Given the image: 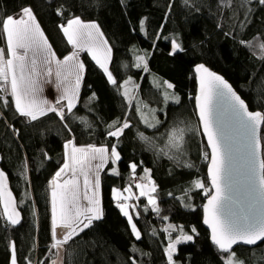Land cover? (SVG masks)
<instances>
[{
    "label": "trees",
    "instance_id": "1",
    "mask_svg": "<svg viewBox=\"0 0 264 264\" xmlns=\"http://www.w3.org/2000/svg\"><path fill=\"white\" fill-rule=\"evenodd\" d=\"M170 2L173 7L165 16ZM21 3L32 6L42 30L61 59L70 52V45L58 25L70 15L79 16L84 22L97 23L112 49L108 67L117 84L131 77L132 82L139 85L135 89V100L147 105L143 109L145 113L155 109L161 124L147 128L141 123L135 100L131 103L125 100L120 94L122 89L118 90L117 85L107 81L103 70L86 52L79 58L85 65L79 102L73 114H66L71 133L54 113L28 121L15 111L11 97L6 96L9 106L0 102V169L9 177L8 190L21 219L18 225L7 224L0 205V264H10L13 243L17 264H52L56 258L57 250L51 249L49 180L62 165L63 145L68 139L77 146L110 147L115 143L122 159L117 163L119 175L110 174L114 167L110 163L100 173L103 218L94 221L89 229L63 247L61 264H131L129 257L135 259L136 264H166L164 247L168 234L162 229L168 223L183 226L185 231L195 227L198 232L192 249L174 256L178 264H220L209 233L202 226V206L207 194L192 188L196 179L208 186V158H205L208 149L194 107L196 78L193 67L205 64L214 69L231 83L251 111L264 112V102L257 101V88L264 87V60L258 58L260 49L256 46L264 41V5L258 0L244 6L241 0H232L230 7H221L218 0H194L190 7H185L183 0H0V11L11 14ZM61 4L67 8L63 17L55 13ZM141 19H145L143 31L139 25ZM157 32L159 39L155 36ZM172 39H178L183 51L169 54ZM241 40L252 41L253 46L247 47ZM0 48H6L2 37ZM138 55H145L148 72L135 67ZM165 80L173 84L168 91L179 97L178 104H166L163 86L161 89L154 87V82L162 84ZM93 93L96 98L90 102ZM78 117L86 118L91 127ZM117 118H127L132 125L119 141L106 135L108 125ZM177 124L190 129L185 134L184 154L180 159L190 163L191 168L158 154L136 135L138 131L144 132L156 145L163 147L166 141L163 134ZM261 137L264 138V125ZM45 152L50 159L44 158ZM262 153L264 159V139ZM130 162L138 165L137 178L144 175L145 168L150 170L157 188L154 195L161 209L160 215L152 212L145 197L137 195L139 199L130 200L134 206L130 214L141 232L140 240L132 235L127 217L112 198L113 188L123 190L129 185L135 186L128 167ZM25 163L26 178L23 175ZM185 201L191 207H186ZM163 216L168 220H163ZM134 248L139 251H133ZM234 251L245 264H264V244L255 248L239 246Z\"/></svg>",
    "mask_w": 264,
    "mask_h": 264
},
{
    "label": "snow or ice",
    "instance_id": "2",
    "mask_svg": "<svg viewBox=\"0 0 264 264\" xmlns=\"http://www.w3.org/2000/svg\"><path fill=\"white\" fill-rule=\"evenodd\" d=\"M123 2V0H122ZM194 0H183L185 7L193 5ZM221 7H230L232 0H218ZM252 0H241V6L250 4ZM264 5V0H258ZM173 7L170 2L167 5V16ZM199 10V9H197ZM67 8L61 4L55 10L57 16L63 17ZM250 12L251 9L249 8ZM247 15V13H246ZM141 31L144 30L145 19L139 21ZM244 26L243 24L241 25ZM163 25L161 26V28ZM72 51L58 58L52 45L49 43L42 30L34 10L30 4L21 3L18 10L11 14L0 11V37L6 43V48H0V102L9 106L10 102L6 96L11 97L15 111L28 121H37L49 113H54L69 133L72 129L66 123V114H73V109L79 102V89L83 81L85 65L79 59L81 52H86L93 61L101 68L112 85H117L118 90L123 89L120 94L129 103L135 99L131 93L139 88L132 85L129 77L121 84H117L108 63L111 61L112 49L104 39L103 33L95 22H84L79 16L70 15L65 22L58 25ZM156 39L160 33H155ZM170 55L183 51L182 44L178 39H172ZM241 44L252 47V41H243ZM260 49L258 58L264 60V41L256 45ZM135 67L142 68L148 72L145 55L136 57ZM196 79L198 81V92L195 96L196 108L198 110L199 123L202 126L203 135L207 138L208 147L211 149L210 163L208 165V179L214 191L209 192L205 183L199 179L193 180L192 188L201 189L207 194V203L203 205V223L211 229V243L217 250L220 264H245L234 251V246H257L264 244V160L260 159L262 137H258V130L264 124V113L251 111L248 103L241 98L233 87L219 74L211 71L204 64L196 65ZM55 83L59 95L54 101L43 96V84ZM163 86V100L179 103V97L168 91L174 86L168 81L154 82V87L161 89ZM95 93L89 97L94 100ZM257 101L264 102V87L257 88ZM223 105L226 109L227 119L234 126L243 150L242 172L245 178L246 188V211L236 214L226 211L229 193L232 190L230 171L233 163V147L229 143L228 124L219 119V107ZM146 104L137 101L136 112L140 115L141 123L147 128H156L161 121L156 118V110L149 109L151 119L148 118L143 109ZM162 111V110H161ZM83 124L91 125L86 118L78 117ZM132 127L127 118L114 119L108 125L106 135L117 141ZM190 129L180 127L179 124L170 127L165 134L166 141L163 147L156 145L153 138L144 132H137V138L151 145L158 154L174 160L178 165L191 168L192 165L182 161L180 157L184 154L185 134ZM62 165L49 180L51 188V249H63L70 241L77 239L81 233L89 229L94 221L103 218L101 208V180L100 173L107 164L117 165L122 157L118 151L117 144L109 146H96L88 144L77 146L72 139L65 141ZM45 159H50L45 152ZM205 158L208 156L206 154ZM132 180H135V188L139 191V197L147 198L148 206L152 212L160 215L161 209L154 195L157 188L151 179L150 170L145 168L144 175L135 176L137 163L130 162L128 165ZM110 174L119 175L116 167L110 169ZM23 175L27 177V164ZM83 177V196L81 198V180ZM147 181L144 183L143 181ZM9 177L5 171L0 170V205L3 206V217L11 226L20 223V213L17 211L11 191L8 190ZM124 193H129L125 196ZM171 195V194H170ZM112 196L117 201L116 206L123 216L127 217L131 233L136 240L141 239V232L133 222L129 209L134 206L127 203L132 199L131 186L125 187L123 191L113 188ZM187 196V190L185 191ZM139 197H136L139 199ZM86 202V203H85ZM186 207H191L185 201ZM167 221L168 217L163 216ZM168 234V242L164 247L166 264H178L174 256L178 253V245L194 243L198 232L195 227L185 231L183 226L168 223L163 229ZM173 233H176L173 236ZM155 230L153 235H155ZM10 264H17L15 244L10 245ZM139 251V249H132ZM147 255V254H145ZM253 255H256L253 252ZM131 264L136 260L129 257ZM52 264H56L52 261Z\"/></svg>",
    "mask_w": 264,
    "mask_h": 264
},
{
    "label": "water",
    "instance_id": "3",
    "mask_svg": "<svg viewBox=\"0 0 264 264\" xmlns=\"http://www.w3.org/2000/svg\"><path fill=\"white\" fill-rule=\"evenodd\" d=\"M197 65H199V64H197ZM205 66L208 67L211 71L217 73L214 69L210 68L209 66H207V65H205ZM195 67H196V65L193 67V74H194V76L196 78ZM217 74H219V73H217ZM219 75H221V74H219ZM227 82L231 85V83L229 81H227ZM233 89H234V91H236V89L234 87H233ZM197 92H198V81L196 79V93H195V96L197 95ZM237 94H239V93L237 92ZM195 96H194V107H195L196 117H197V120H198V123H199V116H198V110L196 108ZM262 113H264V112H262ZM219 119H220V121L222 123L228 124L229 143L233 147V163H232V167H231V171H230V180H231V184H232V190L229 193L231 199L228 202L226 211L232 212V213H236V214L239 215L243 211H246V196H245L246 183H245V178L241 174V172H242V163H243V160H242L243 150H242V148H241V146L239 144V141H238V138H237L238 134L236 133L234 126L227 119L226 109H225V107L223 105H221L219 107ZM263 125L264 124H262L261 125V129L258 130V133H257L258 137H261V130L263 128ZM199 128H200V132H201V134H202V136H203V138H204V140L206 142L208 153H209L208 164H207V179H208V165L210 163L211 149L208 147L207 138L203 135L202 126L200 125V123H199ZM260 159L264 160L263 159V153H262V147H261V152H260ZM208 183H209V187H210L211 192L214 191L212 189V187H211V183H210L209 179H208ZM206 203H207V198H206L204 204H206ZM202 213H203V206H202ZM203 219H204V213H203V217H202V226L208 231L209 239H210L211 229H209L208 226L203 223ZM210 242H211V239H210ZM259 245H261V244H258L257 246H259ZM239 246L246 247V248H255V247H257V246H245V245L241 244V245H238V246H234V249L239 247Z\"/></svg>",
    "mask_w": 264,
    "mask_h": 264
},
{
    "label": "rangeland",
    "instance_id": "4",
    "mask_svg": "<svg viewBox=\"0 0 264 264\" xmlns=\"http://www.w3.org/2000/svg\"><path fill=\"white\" fill-rule=\"evenodd\" d=\"M49 43L51 44V42L49 41ZM109 47V46H108ZM69 49H70V52L72 51V48L71 46H69ZM69 52V53H70ZM68 53V54H69ZM68 54H64V55H68ZM82 54V52L79 54V58H80V55ZM109 64V63H108ZM128 80V79H127ZM133 85H135L133 82H132V85H129V87H133ZM81 87V86H80ZM43 96L47 99H49L50 101H54L57 96L59 95V91L57 90L56 86H55V83H45L43 84ZM123 91V89H122ZM132 96H135V90L131 93ZM135 99H133L132 101H134ZM137 101H141V100H135L136 104H137ZM142 102V101H141ZM148 114V118H151V114L149 113V110L146 112ZM114 167L117 168V165H114ZM118 170V168H117ZM81 180V189H82V186H83V177L80 178ZM136 182V181H135ZM144 183H147V181H143ZM131 186V192H132V196L134 199L137 195L139 196V191L135 188L134 185H129ZM127 186V187H129ZM208 186H209V183H208ZM208 190L210 189V187H208ZM83 191L84 190H81V198L83 196ZM125 196L129 195V193H124ZM131 200V199H130ZM130 200L127 201V203L129 205H131L130 203ZM130 211V209H129ZM193 247V243H188V244H181V245H178L177 248H178V252H189ZM60 251V255H57L56 254V258L53 259L52 261H55L56 264H61V261H62V249L59 250ZM57 253V252H56Z\"/></svg>",
    "mask_w": 264,
    "mask_h": 264
},
{
    "label": "crops",
    "instance_id": "5",
    "mask_svg": "<svg viewBox=\"0 0 264 264\" xmlns=\"http://www.w3.org/2000/svg\"><path fill=\"white\" fill-rule=\"evenodd\" d=\"M80 90V89H79ZM145 174V173H144ZM116 189H119V188H116ZM81 190H84L83 189V186H82V189ZM119 190H121V189H119ZM121 191H123V190H121ZM112 198H113V196H112ZM114 200V199H113ZM115 201V200H114ZM86 203V202H85Z\"/></svg>",
    "mask_w": 264,
    "mask_h": 264
},
{
    "label": "bare ground",
    "instance_id": "6",
    "mask_svg": "<svg viewBox=\"0 0 264 264\" xmlns=\"http://www.w3.org/2000/svg\"><path fill=\"white\" fill-rule=\"evenodd\" d=\"M208 157H209V153H208Z\"/></svg>",
    "mask_w": 264,
    "mask_h": 264
}]
</instances>
